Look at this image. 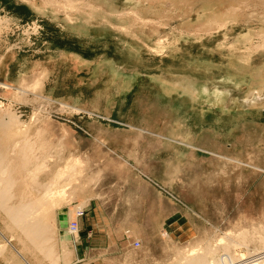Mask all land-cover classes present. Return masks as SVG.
Masks as SVG:
<instances>
[{"label": "rangeland", "instance_id": "obj_1", "mask_svg": "<svg viewBox=\"0 0 264 264\" xmlns=\"http://www.w3.org/2000/svg\"><path fill=\"white\" fill-rule=\"evenodd\" d=\"M230 2L0 0L8 204L59 196L44 250L0 206V264L264 256V8L207 22ZM78 207L109 220L92 252Z\"/></svg>", "mask_w": 264, "mask_h": 264}, {"label": "bare ground", "instance_id": "obj_2", "mask_svg": "<svg viewBox=\"0 0 264 264\" xmlns=\"http://www.w3.org/2000/svg\"><path fill=\"white\" fill-rule=\"evenodd\" d=\"M232 1L233 2H230L227 5V7H225L222 11L217 10L218 9L217 8L215 10L214 14L211 13V14H213V16L211 15V18H209L207 22H209V24L214 22L215 24L222 26L225 24L226 21H228L229 18H231L234 15L235 12H237V11L239 12L241 7H248L249 3L254 4V6H256V7H260V9L264 8V0H232ZM224 2H226V1H224ZM256 7H255V9H256ZM250 9H251V7H250ZM243 12H244L243 10L240 11V13H243ZM206 20H207V18H206ZM4 144H5V142H4ZM4 144L0 145V206H1V208L3 207V209L5 210V212L7 213L9 219L13 222V224L21 230V233L22 232L24 233V236H26L25 239L27 240V237H28V240H30L31 245L33 243L36 247L42 248L41 250H44L45 249L44 246H46V243L49 244V241H50L49 239L52 238L50 234L55 231V230H53V225H52L53 219L52 220L50 219V221L49 220L46 221L44 219V215L42 214L43 213L42 210H41L42 212L40 211L41 213H39V214H37V213L39 212L40 209H43L44 204L50 202L52 199H54L56 196H58V194L56 192H54L52 190V188H50V186L51 185L53 186L54 183H53V181H50L48 186H47L48 183L47 184L45 183L46 188L44 190V193L40 197H38L37 199H32V200L29 199L30 201H28V200L25 201L24 200L25 198L24 199L21 198L22 199L21 201L18 200L19 204H13V205L10 204L9 205L8 200H10L9 197L11 196L9 193V190H10V187L13 185V183H15L17 181L15 179L14 180L15 182H14L11 177L9 178L10 174H12L11 171L14 170L15 167H13V165H12L13 163L10 164L11 161L9 160V156L7 153V146ZM16 167H17V165H16ZM12 172H14V171H12ZM5 174L8 175L7 178L5 177L6 176ZM3 175H5V176H3ZM13 179H14V177H13ZM52 203H53V201H52ZM49 235H50V238H49ZM34 245H33V247H34ZM38 248H36V249H38ZM46 248L48 249V247H46ZM48 250L47 251L50 252L51 249L49 248ZM48 252L46 253V250L44 251V253H46V255L49 257L50 253L48 254ZM51 252H52V250H51ZM22 255H23V253H22ZM51 256H52V254H51ZM200 256H202V255L190 258L189 261L186 262V264H218V263L219 264L220 263L226 264L229 260L231 261V258L226 255L224 257L219 256L216 259V261H215V258H213L214 259V260L212 259L213 262L211 260V263H208L209 261L206 263L204 261V259ZM26 262L29 264V262L27 260H26ZM244 264H264V256H261L259 258L257 257V259H254V260L252 259L251 261L246 262Z\"/></svg>", "mask_w": 264, "mask_h": 264}, {"label": "crops", "instance_id": "obj_3", "mask_svg": "<svg viewBox=\"0 0 264 264\" xmlns=\"http://www.w3.org/2000/svg\"><path fill=\"white\" fill-rule=\"evenodd\" d=\"M79 229L82 230L83 242L87 244L85 251L92 252L96 248H101L99 245L95 246L93 241L96 239H105L104 235L98 236L95 235V231L97 227H104L108 225L109 220L103 216V212L99 207H91L90 211H88L83 217L79 218ZM109 237V235H107ZM99 246V247H98Z\"/></svg>", "mask_w": 264, "mask_h": 264}, {"label": "built area", "instance_id": "obj_4", "mask_svg": "<svg viewBox=\"0 0 264 264\" xmlns=\"http://www.w3.org/2000/svg\"><path fill=\"white\" fill-rule=\"evenodd\" d=\"M86 209H81V207H78L74 212V218L70 219L67 225V232L69 235L74 236L77 238V235L79 233V225H78V218L85 212ZM134 246H139V241L135 240Z\"/></svg>", "mask_w": 264, "mask_h": 264}]
</instances>
